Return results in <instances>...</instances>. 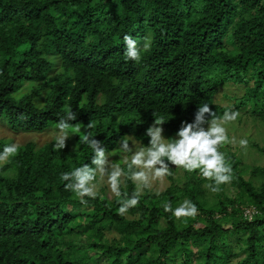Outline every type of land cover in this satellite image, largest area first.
Wrapping results in <instances>:
<instances>
[{"label":"trees","instance_id":"16d2710c","mask_svg":"<svg viewBox=\"0 0 264 264\" xmlns=\"http://www.w3.org/2000/svg\"><path fill=\"white\" fill-rule=\"evenodd\" d=\"M125 35L137 40L139 62L126 57ZM202 104L264 129V0H0V123L13 134L0 137V152L19 133L57 131L68 111L81 126L65 149L54 150V135L17 143L0 161V264H264V181H255L264 163L246 164L229 137L219 151L230 183L212 192L198 170L180 169L179 184L172 166L170 185L145 189L124 216L108 185L84 205L60 178L91 163L86 132L119 155L125 135L148 144L154 118L174 138ZM252 135L248 146L264 155ZM185 199L195 217L165 212ZM248 208L258 211L251 219Z\"/></svg>","mask_w":264,"mask_h":264},{"label":"clouds","instance_id":"9594fccd","mask_svg":"<svg viewBox=\"0 0 264 264\" xmlns=\"http://www.w3.org/2000/svg\"><path fill=\"white\" fill-rule=\"evenodd\" d=\"M126 45L125 55L128 59L139 62L141 49L138 42L130 35L124 36ZM145 51L150 49V41L145 37L143 45ZM239 113L226 111L222 118L217 117L209 104L198 107L193 122L183 121L174 138L164 136L163 117L154 118V122L146 130L149 137L147 145L138 143L134 136L125 135L119 141L120 157L125 168L120 163L110 159L108 149L91 132H86L80 141L88 145L94 155L90 164L76 167L70 172L61 173V180L65 181V190L72 191L80 202L87 205L91 198L98 195L97 177L107 178V185L116 197H123L119 201L118 214L124 216L131 208L138 206L145 189H150L155 181H163L171 175L172 166L192 173L199 171L200 176L213 183L205 187L212 192L219 190V185L230 183L232 168L226 163L225 156L219 151V146L227 141L228 137L224 122L234 121ZM76 119V113L68 111L64 118L56 125L54 150L60 151L67 147L66 141L70 137L69 130L75 127L80 130V124L70 123ZM207 125V127H205ZM87 129H93L95 122L91 121ZM131 142V145H130ZM247 140H241V146H247ZM18 144L6 145L0 152V161H7L18 153ZM76 150V147L75 149ZM131 180L135 190L129 194L121 192V185ZM165 212L171 213L175 218L195 217L198 207L191 200L185 199L179 206L173 208L172 204H163Z\"/></svg>","mask_w":264,"mask_h":264},{"label":"rangeland","instance_id":"374dc122","mask_svg":"<svg viewBox=\"0 0 264 264\" xmlns=\"http://www.w3.org/2000/svg\"><path fill=\"white\" fill-rule=\"evenodd\" d=\"M239 115L238 117L234 120V121H228V122H224L223 126L226 129V134L227 137L230 138V142L232 145L237 146L240 150L241 153V157L244 159V162L248 165L254 166V165H262L264 163V155L261 154L260 152H258L255 148H253L252 146H241L240 141L241 140H247L245 134L247 131H249L250 129L253 130V138L254 141L259 143L260 145L264 146V129L262 128L261 131H263V134L261 135V131L257 130L253 127L254 122H252L251 120H247V123H241L240 122V116L242 115L241 111H238ZM205 127H207V125H205ZM52 132H46L43 134H17L14 138H15V142L16 144H22V143H26L29 141H34L37 143V145L41 146L44 145L50 141L53 140V136L56 135V130L51 129ZM11 131L9 129L6 128L5 124L0 123V137L1 136H9L11 135ZM13 135V134H12ZM138 142V141H137ZM248 142V141H247ZM139 143V142H138ZM131 145V142H130ZM110 159L113 160L114 162H118L121 164L122 167H124L126 169V166L123 164V161L119 155H111L110 154ZM175 168V166H173ZM176 170H180L175 168ZM174 177L176 179L177 183H181V181L183 180V173L182 171H179L177 173L174 174ZM252 177V174L250 172H248L246 174V178H250ZM256 183H261L264 181V177L258 175L257 178L255 179ZM97 185H98V189L103 188V184L107 185V178L105 177L103 180H101L99 178V176L97 177V181H96ZM170 185V181L168 180L167 177L164 178L163 181H155L153 182V186L151 187V189L155 190V191H163L165 190L168 186ZM232 194V193H230ZM107 195L111 198L113 196V193L111 192L110 188H107ZM89 211L88 208H82L81 210L77 211L76 214H86Z\"/></svg>","mask_w":264,"mask_h":264},{"label":"built area","instance_id":"2783aa9c","mask_svg":"<svg viewBox=\"0 0 264 264\" xmlns=\"http://www.w3.org/2000/svg\"><path fill=\"white\" fill-rule=\"evenodd\" d=\"M256 213H258V211L255 208H248L245 210V217L251 219Z\"/></svg>","mask_w":264,"mask_h":264}]
</instances>
